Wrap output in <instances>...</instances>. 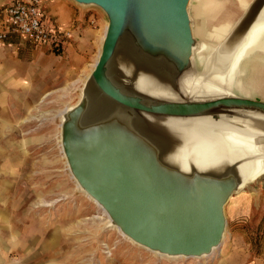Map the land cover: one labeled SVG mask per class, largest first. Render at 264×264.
Here are the masks:
<instances>
[{"label": "rangeland", "instance_id": "obj_1", "mask_svg": "<svg viewBox=\"0 0 264 264\" xmlns=\"http://www.w3.org/2000/svg\"><path fill=\"white\" fill-rule=\"evenodd\" d=\"M219 1L204 7L191 0L194 29L203 23L211 30L217 20L236 21L244 13L237 0ZM71 4L73 14H92L86 24L97 27L100 7ZM46 23L53 27L49 18ZM195 36L205 41L201 33ZM99 50L82 59L76 41L65 49L22 38L0 42V210L8 218L0 215V264H97L101 254L106 264H264V175L226 204V239L209 258L169 261L115 229L101 233L108 218L77 192L59 144V112L78 101ZM199 53L196 71L203 69ZM241 71L243 90L236 94L264 101V50L245 58Z\"/></svg>", "mask_w": 264, "mask_h": 264}, {"label": "water", "instance_id": "obj_2", "mask_svg": "<svg viewBox=\"0 0 264 264\" xmlns=\"http://www.w3.org/2000/svg\"><path fill=\"white\" fill-rule=\"evenodd\" d=\"M75 1L98 6L107 15V30L91 77L103 93L121 106L180 117L207 113L213 119H219L223 114L210 110L225 106L226 118L238 116L235 111L239 110L246 113L242 118H246L252 128L264 123L256 118L264 115V101L239 95L195 102L166 99L152 104L143 103L141 98H128L103 75L123 38L132 1ZM190 4L191 0L136 1L141 22H145L147 13L153 11L151 23L161 37L154 49L139 47L133 36L128 37L130 53L133 51L139 58L147 57L149 61L153 53L158 57V64L146 59L148 63L134 74L146 73L159 85L178 89L181 76L195 69L193 54L195 56L199 49L195 47L201 41L193 33ZM263 4L264 0H253L245 12ZM151 23H145V26ZM117 74L123 83L133 81L134 75L130 72L118 70ZM84 102L81 100L71 109L62 123L64 152L79 183L103 204L121 229L135 241L170 254L200 255L219 244L227 227L225 206L232 195L239 193L238 180H205L192 175L187 181L175 172L165 171L155 155L147 150L140 152L143 147L133 137L115 123L111 125L114 120H106V124L80 125ZM112 127L115 128L110 129Z\"/></svg>", "mask_w": 264, "mask_h": 264}, {"label": "bare ground", "instance_id": "obj_3", "mask_svg": "<svg viewBox=\"0 0 264 264\" xmlns=\"http://www.w3.org/2000/svg\"><path fill=\"white\" fill-rule=\"evenodd\" d=\"M131 1L123 38L103 75L121 93L128 98H141L143 103L152 104L153 101H165L166 99L189 102L207 101L219 97H233L237 95L236 88L243 90L242 80L238 78L242 73L243 60L257 51L264 50V4L253 6L246 13L249 0H237L244 13L236 21L230 17L219 19L211 30H208L203 23L196 26L193 29L194 35L201 33L205 40L199 46L194 45L195 49L199 47L198 59L203 63V69L202 71L194 69L185 72L180 78L178 89H170L159 85L146 73L136 72L134 74L138 68L141 69L142 65L147 64L149 59L139 58L137 53L129 52L128 37L133 36L139 47L154 49L159 45L161 34L153 26L154 23H151L153 11L147 13L145 22H141L142 19L136 8L137 0ZM212 1L215 0H201V3L205 7ZM216 1L215 3L220 2ZM145 23L151 24H146L148 26L146 27ZM107 26L108 23L103 39ZM100 53L101 49L93 69ZM193 57L195 59L194 54ZM157 58V55L153 53L149 62L158 64ZM118 70L133 74V81L129 84L123 83L118 78ZM91 72L84 80L78 101L71 105L67 104L59 112L61 116L59 144L65 159V166L76 185L77 192L95 202L108 218L100 228L101 233L110 228L115 229L143 250L150 251L169 261L205 259L216 254L225 242L227 227L221 242L214 245L209 252H203L200 255L170 254L151 249L127 235L103 204L79 183L73 173L62 144V123L67 119V114L71 109L84 100L86 105L81 121L79 120L80 125L85 126L93 122L106 124V120H114L110 124L115 123L125 134L133 137L143 147L140 152L147 150L152 156L155 155L160 167L165 171L175 172L177 176H182L187 181L191 180L189 177L192 175L197 179L205 180L235 178L240 183L239 192L264 175V123L256 124L257 128H252L247 119L242 118L246 113L239 110L235 111L238 116L226 118L224 116L227 109L225 106L210 110L222 113L219 119H213L207 113L180 117L125 108L97 87L91 77ZM256 118L262 121L264 115H258ZM128 135L126 137L131 141ZM233 198L234 195L229 198V201Z\"/></svg>", "mask_w": 264, "mask_h": 264}, {"label": "built area", "instance_id": "obj_4", "mask_svg": "<svg viewBox=\"0 0 264 264\" xmlns=\"http://www.w3.org/2000/svg\"><path fill=\"white\" fill-rule=\"evenodd\" d=\"M49 0H11L0 6V42L20 37L36 45L65 49L71 43V30L47 14ZM51 20L53 27L46 23Z\"/></svg>", "mask_w": 264, "mask_h": 264}, {"label": "crops", "instance_id": "obj_5", "mask_svg": "<svg viewBox=\"0 0 264 264\" xmlns=\"http://www.w3.org/2000/svg\"><path fill=\"white\" fill-rule=\"evenodd\" d=\"M11 1V0H10ZM253 0H249V3H251ZM46 11L47 14L54 18V20L61 25L64 28H68L71 30V43L72 41H76L80 45V49H82V54H80V57L83 59L85 57H88L90 55L89 53H94L96 49H101L102 42H103V35L105 32L106 25L108 23L107 15L104 12L103 15L102 13H98V24L97 27H93L91 24H86L87 22H90L92 14H88V12H82L80 14H76L74 12L73 5L71 4V0H49L45 3ZM94 16V15H93ZM79 21H78V20ZM107 20V21H106ZM74 24V25H73ZM74 27L76 29H74ZM75 31H77V34L75 35ZM15 38H20V37H11L8 42H11ZM93 46V49L90 50ZM87 49H89L87 51ZM100 51V50H99ZM95 62V61H94ZM94 64V63H93ZM28 101H30V95H26ZM30 97V98H29ZM4 210H0V215L3 217V220L8 219L5 214ZM55 235H57V231L54 232ZM106 243L104 242L105 245ZM9 247V246H8ZM6 248V247H5ZM42 248V247H41ZM95 252L99 253V251L102 249L101 244L97 242L96 246H93ZM9 250V248H6ZM42 250V249H41ZM40 250V252H41ZM101 252V251H100ZM103 255V254H101ZM99 256L97 259V264H106V259L102 256ZM128 258V256L126 257Z\"/></svg>", "mask_w": 264, "mask_h": 264}]
</instances>
